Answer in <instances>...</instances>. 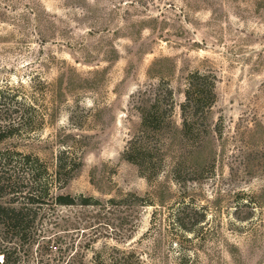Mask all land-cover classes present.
<instances>
[{
  "label": "rangeland",
  "instance_id": "rangeland-1",
  "mask_svg": "<svg viewBox=\"0 0 264 264\" xmlns=\"http://www.w3.org/2000/svg\"><path fill=\"white\" fill-rule=\"evenodd\" d=\"M195 72L217 100L187 134ZM0 87L35 118L4 146L51 170L75 159L54 192L102 204L49 202L27 241L0 227V264H264V0H0ZM168 90L170 123L140 168L125 151ZM184 207L206 215L196 235L171 224Z\"/></svg>",
  "mask_w": 264,
  "mask_h": 264
},
{
  "label": "trees",
  "instance_id": "trees-1",
  "mask_svg": "<svg viewBox=\"0 0 264 264\" xmlns=\"http://www.w3.org/2000/svg\"><path fill=\"white\" fill-rule=\"evenodd\" d=\"M216 100V80L212 75L195 72L188 77L185 102L181 106L185 133L202 132L200 127L204 126L206 116ZM33 111L31 105L20 103L18 95L0 87V227L4 233L26 241L37 235L35 231L38 217L49 202L62 207L102 206L99 200L91 197H73L54 192L66 185L78 169L79 163L75 159L63 154L55 169L51 170L40 158L4 146L5 142L17 137L20 132L34 128ZM173 111L171 90H168L163 101L157 97L144 107L141 113L142 130L125 151L127 161L140 168L145 166L150 169L155 160L153 153L160 150L159 141L153 133L169 125ZM136 198L141 200L140 197ZM108 203L113 204L115 201L109 200ZM170 216L173 226L184 233L195 235L198 232L195 226L206 220L205 214L198 217L195 210L185 207L174 210ZM6 257L4 255L5 262H8ZM120 260H123L120 261L121 264H126L124 257Z\"/></svg>",
  "mask_w": 264,
  "mask_h": 264
}]
</instances>
